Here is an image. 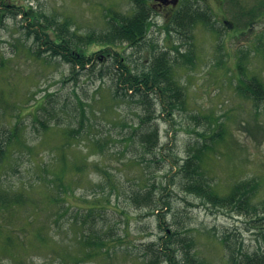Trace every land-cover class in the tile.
<instances>
[{
	"label": "rangeland",
	"instance_id": "rangeland-1",
	"mask_svg": "<svg viewBox=\"0 0 264 264\" xmlns=\"http://www.w3.org/2000/svg\"><path fill=\"white\" fill-rule=\"evenodd\" d=\"M2 1L67 22L76 32L72 44L86 39L90 32L103 33L107 17L114 12L131 14L133 10L131 0ZM191 1L209 13L216 31L197 21L186 34L155 13L140 45H115V51L94 58L72 76L71 64L62 58L32 57L28 51L31 41L19 28L29 19L23 21L17 8H0V128H12L20 112L21 128L25 127L32 151L28 156L21 147L20 156L12 155L11 150L20 145L10 146L0 159V190L12 195L22 186L25 195L18 198L24 204L9 205V219L0 222V230L7 233L14 223L22 234L19 244L0 250V264H20L21 259L22 264H131V257L141 254V245L156 242L163 234L157 221L160 211L169 228L193 231L195 254L204 264H228L219 240L224 233L249 252L264 246V222L256 225L229 208L202 204L177 187L180 175L176 172L194 148L211 139L212 150L204 156L203 167L215 187L226 190L236 181L255 178L260 182L257 199H264V98L236 90L240 73L264 82V13L254 20L250 17L263 11L264 0ZM250 9L253 14L247 11ZM37 18L35 24L44 22ZM224 19L233 21L238 33L226 29ZM91 42L89 51L103 45ZM159 52L171 59V76L184 89L186 107L169 114L168 109L162 110L158 94L150 93L147 98L153 100L150 114L159 131V145L154 153L143 155L129 133L144 117L145 106L139 103V96L123 95L121 87L117 89L113 67L122 57L140 72ZM239 56H243L239 60L243 69L236 66ZM42 104L47 112L37 114L52 125L46 133H42V121L33 120L35 109ZM64 129H72L74 134L70 146L61 137ZM213 135L217 136L212 139ZM99 143L101 148L94 145ZM60 151L71 164L78 165L81 159L87 164L80 173L63 169L67 185L63 187L73 192L65 193L64 200L57 196L58 183L50 180L61 169L57 163ZM96 165L109 173L118 192L110 189ZM138 179L147 183V190L151 188L157 200L161 196L159 207L162 201H171V210L153 212L147 206H135L131 195ZM94 206L99 207L95 217L86 216L85 209ZM65 207L69 209L62 210ZM101 229L125 234L114 242L116 253L106 260L77 261L79 236ZM36 230L47 236L45 242L31 240ZM120 246L128 248L127 256Z\"/></svg>",
	"mask_w": 264,
	"mask_h": 264
},
{
	"label": "trees",
	"instance_id": "trees-1",
	"mask_svg": "<svg viewBox=\"0 0 264 264\" xmlns=\"http://www.w3.org/2000/svg\"><path fill=\"white\" fill-rule=\"evenodd\" d=\"M131 2L133 3L131 14L114 12L111 16L107 17L108 26L103 33L96 34L95 32H90L88 36L85 37L86 39L76 44H72L71 42V37L76 38V32H72L73 30H71V27H68L69 25H67V22L49 18L44 13L31 10L29 6L16 7L12 2L5 3L0 0V8L2 6L17 8L21 17H23V21L29 19L27 24L24 26L20 24L19 28L22 29L24 38L31 41V46L28 51H30L29 53L32 57L46 58V55H49L50 58H62L63 61L71 64L70 76H72L78 73V68L86 69L87 66L93 62L94 58L99 59L103 56V53L109 54V51H115L113 50L115 45L125 44L127 46L130 44L133 46L140 45L143 42L142 40L147 32L149 17L153 13V9L150 6L151 0H131ZM30 10L31 13H29ZM247 11L249 14H253V10L250 9ZM262 13H264V9L261 13L256 12L250 17H254L252 18L253 20L256 19L257 16L263 17L264 15L262 16ZM13 14H15V12H13ZM25 14H27V16L24 17ZM37 17H41L40 20L44 22L35 24L34 19H38ZM197 21L203 22L204 25L206 24L207 27L216 31L213 23H211L209 13L201 9V7H196V3L191 0L180 2L170 22L173 23L178 30L180 29L186 34H190L193 24ZM50 32H53V34ZM91 41L102 42L103 45L100 50L89 51L87 47L94 43ZM242 57L243 56L238 57L239 59L236 64L239 69H243L239 62ZM120 59L116 61L119 65H114L113 67L116 74L117 89L121 87L123 95H131V93H133V95L139 96V103L145 106L144 117L140 118L138 125L130 127V141L134 140L137 148L143 155L152 154L157 150L159 145V131L155 125L154 117L150 114L151 111L153 112V100L147 97L150 93L156 92L162 110L167 111L166 109H168L167 113L170 114L174 109H178V111L185 110L186 100L184 89L172 78L171 59L164 52L154 53L146 70L140 72L129 66L122 60V57H120ZM240 74L241 76L237 83L236 90L248 97L264 98V82L252 76L248 78V76H244V73ZM44 109L45 107L43 104L35 109V118H33L34 121H42V133H46L49 128L52 127L46 118H40L39 114H37L39 110H43V113L47 112V110ZM48 112L51 114L50 111ZM15 117L16 121L12 128L8 127L6 129V126L4 127L5 129L0 128V159L10 146L20 145V148L16 147L15 151L11 150L12 155L15 153L17 156H20L22 153L21 147L27 150L28 156L32 153L30 141L24 135L25 127L23 126L21 128V113H17ZM135 133L136 138L134 137ZM216 136L217 135H213L212 139ZM61 137L63 140H67L66 145L69 146L71 145V141L75 138L72 129H64L61 132ZM210 141L212 142L213 140L210 139ZM210 141H203L201 145L199 144L198 147L190 152L180 165H177L176 172L180 175L177 187L182 192L198 198L202 204L220 209L229 208L237 214L249 217L250 221H252L253 224L256 223V225L258 224L257 222H264V199H257L256 192L259 188V180L255 178L239 180L228 185L226 190H219L215 187L212 178L206 173L207 171L203 167L204 156L212 150V147L209 146L211 143ZM100 143L99 145H94L101 148ZM58 157L57 163H59L61 169L57 173H54L53 178L50 180L54 183H58L57 196L64 200L65 198L63 197L65 193L71 194L73 192L63 187L67 186L63 180V169L68 168V170L74 173H80L87 167V164L86 160L83 161L82 159L81 163L78 165L71 164L72 160H66L63 151H60ZM74 160L78 159L75 158ZM0 165H2V163H0ZM95 167H97V170L108 179L107 183L111 187L110 189L113 192H118L119 188L116 187V183L110 178L109 173L102 166L96 165ZM23 197H25V195L22 186L18 190L12 192V195L5 192L4 189L0 190V204L2 206L0 208V218H3L0 222L9 219V213L6 209L9 205L16 207L24 204V200L19 202L18 199H24ZM160 198L161 196L158 197V200H160ZM158 200L155 198L154 191L151 188L147 190V183H144L142 179H138L137 189L131 195V201L135 206H147L151 208L153 212L156 209H164L165 213L171 210V201H162L163 204L159 207ZM108 201L110 202L109 198ZM94 207L95 208L90 207L85 209L87 213L86 216L95 217L94 211H99V207ZM67 209L69 208L65 207L62 210L66 211ZM2 210H5V212H2ZM61 212L63 211H60V213ZM157 221L158 227L163 234L156 242L151 241L141 245V254L131 257V264H204L203 260L195 254V243L192 230L182 231L169 228L168 223L165 221L164 213L161 214V211L160 215L157 217ZM9 225L10 230L7 233L0 230L1 251L2 249L4 251L10 250L11 247L20 243V238L22 236V234H19L20 227H16L14 223ZM227 235L228 234L224 233L219 240L224 248V256L228 264H264V246L260 247L259 250L256 249L254 252H249L244 249L243 245L238 246L230 242ZM46 237L47 236L42 235V232L36 230L31 240H35L39 244V241L45 242ZM123 237H125V234L113 235V230L103 229L90 230L88 233L81 234L77 240V244L81 247L77 261L85 263L97 260L98 258L104 260L110 258L116 253L115 249L117 245L114 244V242L121 240ZM126 248V246L123 248L120 246L119 248L125 256L129 254L128 248ZM22 261L21 259L20 264H22Z\"/></svg>",
	"mask_w": 264,
	"mask_h": 264
},
{
	"label": "flooded vegetation",
	"instance_id": "flooded-vegetation-1",
	"mask_svg": "<svg viewBox=\"0 0 264 264\" xmlns=\"http://www.w3.org/2000/svg\"><path fill=\"white\" fill-rule=\"evenodd\" d=\"M198 1V0H197ZM180 3V0H151L150 6L151 8L158 13V15H162V18L164 21L170 20L172 15L174 14V11H176V8L178 4ZM235 29V26L232 25L228 28Z\"/></svg>",
	"mask_w": 264,
	"mask_h": 264
}]
</instances>
